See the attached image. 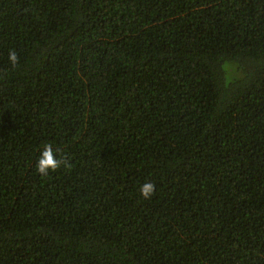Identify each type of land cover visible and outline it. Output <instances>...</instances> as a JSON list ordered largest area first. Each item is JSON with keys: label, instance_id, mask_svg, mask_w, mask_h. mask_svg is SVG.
I'll return each instance as SVG.
<instances>
[{"label": "trees", "instance_id": "16d2710c", "mask_svg": "<svg viewBox=\"0 0 264 264\" xmlns=\"http://www.w3.org/2000/svg\"><path fill=\"white\" fill-rule=\"evenodd\" d=\"M0 264H264V0H0Z\"/></svg>", "mask_w": 264, "mask_h": 264}, {"label": "clouds", "instance_id": "9594fccd", "mask_svg": "<svg viewBox=\"0 0 264 264\" xmlns=\"http://www.w3.org/2000/svg\"><path fill=\"white\" fill-rule=\"evenodd\" d=\"M9 62L13 68H15L19 62L18 54L15 50H11L9 52ZM70 167V164L66 160L58 159L56 152L53 149L51 144L45 146L44 150L41 152L37 165L36 170L43 176H47L49 174V170L56 171L61 166ZM141 195L146 198L150 199L151 196L155 193V184L151 181L144 182L139 189Z\"/></svg>", "mask_w": 264, "mask_h": 264}, {"label": "rangeland", "instance_id": "374dc122", "mask_svg": "<svg viewBox=\"0 0 264 264\" xmlns=\"http://www.w3.org/2000/svg\"><path fill=\"white\" fill-rule=\"evenodd\" d=\"M225 69H226V71L228 72V79L231 80L232 77H233V74L229 72V70H230V64H229V63H227V64L225 65ZM235 75H236V74H235Z\"/></svg>", "mask_w": 264, "mask_h": 264}]
</instances>
